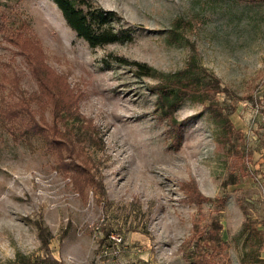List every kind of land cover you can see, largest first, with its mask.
Masks as SVG:
<instances>
[{"label": "rangeland", "instance_id": "374dc122", "mask_svg": "<svg viewBox=\"0 0 264 264\" xmlns=\"http://www.w3.org/2000/svg\"><path fill=\"white\" fill-rule=\"evenodd\" d=\"M86 1L114 10L131 38L93 47L53 0H0V264L18 253L63 264H197L187 255L264 264V0ZM133 61L155 75L194 61L204 81L219 79L211 100L174 111L187 120L179 146L157 107L159 79ZM32 66L47 68L52 90L69 88L81 118L55 117ZM54 124L70 136H50ZM246 219L262 235L248 240ZM215 223L220 239L207 243Z\"/></svg>", "mask_w": 264, "mask_h": 264}, {"label": "trees", "instance_id": "16d2710c", "mask_svg": "<svg viewBox=\"0 0 264 264\" xmlns=\"http://www.w3.org/2000/svg\"><path fill=\"white\" fill-rule=\"evenodd\" d=\"M53 1L59 6L68 25L76 31L79 37L84 38L93 47L113 42H123L131 38L132 31L129 27L123 26L118 29L115 27L114 23L116 21L117 14L112 9H104L86 0L81 1L80 5H77L73 0ZM114 59L122 64H128L129 62L128 59L123 56H115ZM133 63L136 66H139V72H141V75L157 76V78L159 79V82L153 87L154 91L157 94V107L161 112V116L166 118L169 124L174 128V140L175 142L177 140V145L179 146V140L181 138V128L187 122V120L177 122L174 117V111H176L179 106L187 99L196 100L200 103H204L206 100H211V97H209V92L211 90L210 86H215L216 88H218H213L214 90L216 89L217 92L223 91V89H221V83L219 79L215 78V76L212 75V77L204 81L202 76L197 73L198 69H201V67H198L194 61H191L188 66L179 71L173 73H158V75H155L153 67L145 63H140L138 61H133ZM105 64L107 68L111 67L109 61H105ZM32 69L34 74H36L38 77L42 92H44L47 98L51 97L54 99L52 100L53 110L57 119L59 115L61 118H63V114H68L69 116L74 114L80 118L82 117L78 112H74L75 101L73 99L68 100L69 98H64L65 94L69 95L70 93L69 88L64 83H61L60 88L57 89V91H54L50 87H48V83L46 82L45 75L47 73V68L45 66H38L36 68L32 66ZM57 93H62V96L59 95L56 97ZM207 108L211 112L215 121H217L221 126H223V128L230 132L231 122L227 113H224L222 109H220L216 104L212 102L209 103ZM9 115L11 116V118L16 117V115L13 113H9ZM83 120L86 121L85 119ZM35 127H37L38 129L40 128L39 130L42 132L43 126L40 125V127ZM48 129L50 136L57 135L58 133L62 137L70 136V134L66 131H57L58 129L55 124L49 126ZM88 132L92 134V132ZM92 136L95 137L94 134H92ZM96 143L97 142H94L93 145H95ZM80 166L77 165V169L80 170L81 173L85 174L83 172L85 170ZM84 178H86L85 181L92 180L89 173L85 174ZM200 196L201 195L193 199L192 195V199L199 201ZM203 198L206 199V197ZM220 228L221 223H215V225H213L205 233L206 238L204 240L207 243H211L212 240L214 242H217V240L220 239ZM243 230L246 232V238L248 240L262 235V231L258 229L257 225L250 219H246L244 221ZM202 236L203 235H201L200 237L201 239L203 238ZM43 243L47 244V240H44ZM187 258H192V261L197 264H212L211 261L205 258L204 255H187ZM255 258L257 259V261H259L258 256ZM7 264L63 263L61 260H58L56 258L48 259V257H36L32 259L30 256L18 253L17 257L13 260H9Z\"/></svg>", "mask_w": 264, "mask_h": 264}]
</instances>
